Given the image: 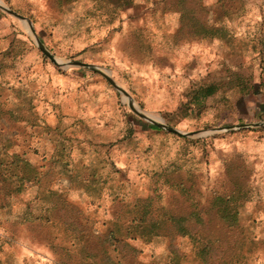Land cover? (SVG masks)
I'll use <instances>...</instances> for the list:
<instances>
[{
	"label": "rangeland",
	"instance_id": "obj_1",
	"mask_svg": "<svg viewBox=\"0 0 264 264\" xmlns=\"http://www.w3.org/2000/svg\"><path fill=\"white\" fill-rule=\"evenodd\" d=\"M132 2L0 0L28 20L0 7V264H85L76 231L106 234L118 201L181 207L178 180L209 209L242 189L237 232L264 257V0ZM24 161L37 177L21 187Z\"/></svg>",
	"mask_w": 264,
	"mask_h": 264
},
{
	"label": "trees",
	"instance_id": "obj_2",
	"mask_svg": "<svg viewBox=\"0 0 264 264\" xmlns=\"http://www.w3.org/2000/svg\"><path fill=\"white\" fill-rule=\"evenodd\" d=\"M63 1L70 3L77 0ZM108 1H113L120 8H129L133 4V0ZM149 128L155 132L161 131L158 126ZM23 166L28 172L19 180L21 187L34 182L37 177L27 161L23 162ZM11 176L12 166H7L0 160V184L10 185ZM178 181L179 184L170 185H176L180 189V197L185 198L181 207L168 206L164 202V196H149L137 200L132 207L119 206L122 201H118L109 209V219L113 226L106 234L97 235L92 231L89 234L85 229L83 232L76 231L77 240L82 242L80 245L86 257L85 264H189L195 252L202 248L209 249L206 264H252L256 249L247 246L246 238L240 237L237 232L240 226L239 209L244 199L243 190L231 195H215L209 209L191 198L190 189L181 180ZM21 187L13 193H20ZM52 195L57 196L65 205H56L53 207L55 210L59 207L60 211L70 213L83 211L70 205L63 195ZM209 210L212 212L208 213ZM128 214L131 217L129 222L125 221ZM70 227L79 228L74 223ZM138 240L162 249L165 259L154 253L146 254L130 243Z\"/></svg>",
	"mask_w": 264,
	"mask_h": 264
},
{
	"label": "water",
	"instance_id": "obj_3",
	"mask_svg": "<svg viewBox=\"0 0 264 264\" xmlns=\"http://www.w3.org/2000/svg\"><path fill=\"white\" fill-rule=\"evenodd\" d=\"M3 10L7 11L9 14L15 16L16 18H18L19 20L23 21V22H28L27 18L22 16V15H19L15 12H13L12 10L4 7V6H0ZM38 46L40 48V50L42 51V53L48 57L53 63L55 64H59L60 60L56 59L40 42H38ZM80 67V68H85V69H90V70H93V71H96L100 74H103L107 80L115 87H118L116 82L110 78L107 74H105L103 71H101L99 68L95 67V66H92V65H88V64H84V63H81V62H75V61H71V62H66L65 64V67ZM144 113V112H143ZM155 125L154 126H158L160 128H163V129H166L167 131L169 132H172V133H176V134H182L180 131L174 129V128H170L164 124H159V123H154ZM264 124H256V126H263ZM216 133V131H209V132H196L195 134H205V135H211V134H214Z\"/></svg>",
	"mask_w": 264,
	"mask_h": 264
},
{
	"label": "crops",
	"instance_id": "obj_4",
	"mask_svg": "<svg viewBox=\"0 0 264 264\" xmlns=\"http://www.w3.org/2000/svg\"><path fill=\"white\" fill-rule=\"evenodd\" d=\"M256 258H259L258 256H256ZM256 258L253 259V263L252 264H257V260ZM261 259H259L258 264H264V257H260Z\"/></svg>",
	"mask_w": 264,
	"mask_h": 264
}]
</instances>
